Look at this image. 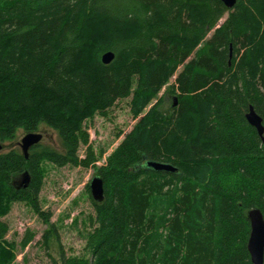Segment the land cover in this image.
I'll return each instance as SVG.
<instances>
[{
    "label": "trees",
    "instance_id": "1",
    "mask_svg": "<svg viewBox=\"0 0 264 264\" xmlns=\"http://www.w3.org/2000/svg\"><path fill=\"white\" fill-rule=\"evenodd\" d=\"M173 77L165 114L152 103ZM128 98L140 118L97 169L105 199L93 200L88 255L60 244L61 264H252L247 213L264 217V140L246 114L264 126V0H0V141L44 124L66 153L0 155V218L23 202L48 219L43 165L94 166L85 123ZM7 232L0 220V241Z\"/></svg>",
    "mask_w": 264,
    "mask_h": 264
},
{
    "label": "rangeland",
    "instance_id": "2",
    "mask_svg": "<svg viewBox=\"0 0 264 264\" xmlns=\"http://www.w3.org/2000/svg\"><path fill=\"white\" fill-rule=\"evenodd\" d=\"M175 78L171 79L152 103L161 102L159 108L165 114H170L176 103L175 95L170 92ZM130 100L118 101L108 111V117L96 115L93 120L85 123L90 144L98 158L94 166L59 167L49 162L43 165L44 180L39 201L42 211L50 214L48 219L36 214L27 203L15 202L9 205L6 214L0 218L8 226L6 236L0 241L3 249L0 251V264H61L60 244L66 256L88 255L85 246L91 231L90 220L95 217L89 184L97 175V169L106 163L140 118H134L130 113ZM35 133L42 136L41 146L66 154L55 130L41 124ZM27 134L19 129L13 139L0 141L3 146L0 155L12 151L22 154L21 143ZM85 150L83 146L79 149L81 158H84ZM14 183L17 187H23L26 178L20 175ZM30 238L31 241L24 245Z\"/></svg>",
    "mask_w": 264,
    "mask_h": 264
},
{
    "label": "water",
    "instance_id": "3",
    "mask_svg": "<svg viewBox=\"0 0 264 264\" xmlns=\"http://www.w3.org/2000/svg\"><path fill=\"white\" fill-rule=\"evenodd\" d=\"M222 3L229 9H232L237 0H221ZM114 60V53L107 52L102 56V62L105 65H109ZM248 123L253 126L259 136L264 140V126L262 118L255 112L253 107L249 108L246 114ZM42 141V136L38 133H28L22 140L21 149L23 155L28 158L29 151L32 147L39 145ZM3 146L0 144V151ZM142 165V164H141ZM145 168L154 170L156 172L176 173L177 168L171 164L158 162V161H146L144 163ZM26 178V184L24 188L28 186L29 175L24 174ZM92 199L96 203H102L105 199L104 182L102 178L96 175L89 184ZM247 219L250 223V235L247 243V249L251 258L252 264H264V217L259 209H251L247 213Z\"/></svg>",
    "mask_w": 264,
    "mask_h": 264
}]
</instances>
